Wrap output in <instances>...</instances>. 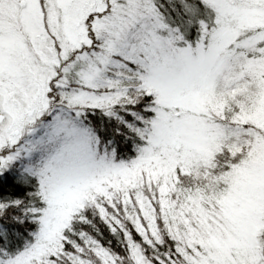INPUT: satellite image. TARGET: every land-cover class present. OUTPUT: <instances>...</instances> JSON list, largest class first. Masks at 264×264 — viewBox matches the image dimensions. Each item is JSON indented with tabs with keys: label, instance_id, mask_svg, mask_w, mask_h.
<instances>
[{
	"label": "snow or ice",
	"instance_id": "6c2138e0",
	"mask_svg": "<svg viewBox=\"0 0 264 264\" xmlns=\"http://www.w3.org/2000/svg\"><path fill=\"white\" fill-rule=\"evenodd\" d=\"M0 264H264V0H0Z\"/></svg>",
	"mask_w": 264,
	"mask_h": 264
}]
</instances>
